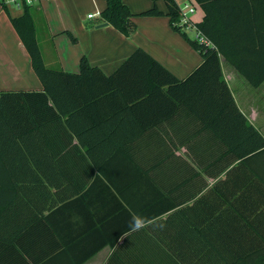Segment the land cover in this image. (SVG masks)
Returning <instances> with one entry per match:
<instances>
[{
	"label": "crops",
	"instance_id": "crops-1",
	"mask_svg": "<svg viewBox=\"0 0 264 264\" xmlns=\"http://www.w3.org/2000/svg\"><path fill=\"white\" fill-rule=\"evenodd\" d=\"M175 1L180 7L187 0ZM124 2L137 14L130 36L102 21L105 0L34 4L45 65L79 73L85 55L91 65L110 75L137 47L180 80L201 64L199 51L170 27L169 16L138 14L154 4L166 13L163 0ZM195 3L192 18L198 24L204 12ZM8 10L12 17L21 13ZM89 13L92 18L86 16ZM219 62L235 104L264 141V81L251 87L222 56ZM42 91L29 54L0 5V92L10 93L0 97V109L6 114L0 117V133L5 136L0 149L5 157L27 160L0 171V264L183 260L190 256L183 253L188 244L172 242L168 236L188 217L198 228H206V248H212L214 258L237 259L255 253L260 242L263 247L264 146L253 148L260 143L255 134L243 130L219 140L181 106L169 116L171 103L157 94L135 114L107 122L108 145L89 150L109 155L106 176L95 179L97 170L91 172L89 165L81 163V155L87 152L64 147L69 141L77 143V136L71 133L70 137L66 117L55 116ZM33 119L43 137L25 143L40 141L46 148L8 151L15 144L11 133ZM148 120L156 122L145 127ZM72 123L81 127V121ZM130 137L135 138L132 143ZM128 152L134 161L123 156ZM155 213L160 215L153 220L143 218ZM134 217L142 219L140 230L129 226Z\"/></svg>",
	"mask_w": 264,
	"mask_h": 264
},
{
	"label": "trees",
	"instance_id": "trees-1",
	"mask_svg": "<svg viewBox=\"0 0 264 264\" xmlns=\"http://www.w3.org/2000/svg\"><path fill=\"white\" fill-rule=\"evenodd\" d=\"M105 1L106 6L100 12L102 21L125 36H130L136 27L133 17L137 14L129 10L124 0ZM163 1L166 4V13L154 4L138 14L146 17L169 16L170 27L199 51L202 56L201 64L182 80L177 79L139 47L110 75H106L98 66L91 65L85 55L79 61V73L48 68L38 43L33 5H25L23 11L14 17L10 16L9 10L3 5L14 30L29 54L31 68L43 86L41 94L47 104L48 100L52 102L49 109L53 110L58 118L66 117L70 137L72 138L71 133L77 136V143L69 141L64 147L83 149L85 153L87 152L81 155V163L89 165L91 172L97 170L95 179L106 176L105 163L109 155L93 154L89 150L108 145L110 136L107 133V122L115 121L120 116L126 117L125 114H135L157 94L163 96L168 104L171 103L169 116L175 108L181 106L188 110L201 126L211 130L219 140L225 141L244 130L252 132L260 139V143L254 145V149L264 146L260 134L248 124L246 117L235 104L219 62L222 56L251 87H258L263 83L264 0H195L204 12L203 19L196 24L197 28L201 29L212 46L199 44L182 32L176 25L180 14L176 1ZM69 36L76 42L71 33ZM4 94L10 93L0 92V97ZM14 110L17 111L15 108ZM1 116L5 117L6 114L0 109ZM29 116L33 117L30 113ZM75 121H81L79 129L73 125L72 122ZM155 122L148 120L145 127ZM41 133L35 119L31 123L28 121L18 131L11 133L15 144L9 147L8 151L22 152L46 148L47 145H42L40 141L39 144L30 146L25 143L26 140H33L36 137L41 139L43 137ZM3 137L5 136L1 132L0 139ZM18 139L23 142L19 143ZM128 139L129 143H132V139L135 138ZM253 148L251 150H254ZM123 156L130 162L134 161L132 153H123ZM19 161L5 157L0 149V171L17 166ZM158 215L160 214L155 213L143 218L153 220ZM194 223L188 217L181 228L174 229L169 234L168 239L172 242L177 240L188 245L196 242L200 245L184 246L183 253L188 252L190 256H184L183 260L160 264H264V240L263 247L260 242L258 250L252 255L237 259L214 258L210 253L212 248H206L208 241L206 228H198ZM110 242L114 244V239ZM213 248L216 252V248ZM171 249L176 252L174 246Z\"/></svg>",
	"mask_w": 264,
	"mask_h": 264
},
{
	"label": "built area",
	"instance_id": "built-area-1",
	"mask_svg": "<svg viewBox=\"0 0 264 264\" xmlns=\"http://www.w3.org/2000/svg\"><path fill=\"white\" fill-rule=\"evenodd\" d=\"M42 0H0V5H3L7 9H15L19 12L23 11L25 5H34L41 2ZM195 6L191 1H186L182 6L179 7V20L176 25L183 32H185L188 37L192 40L197 41L199 44L205 46H212L210 40L203 34L201 29L197 28L196 23L192 19V15L195 12ZM88 18H92L93 14L89 13L86 15ZM193 34V35H192Z\"/></svg>",
	"mask_w": 264,
	"mask_h": 264
},
{
	"label": "clouds",
	"instance_id": "clouds-1",
	"mask_svg": "<svg viewBox=\"0 0 264 264\" xmlns=\"http://www.w3.org/2000/svg\"><path fill=\"white\" fill-rule=\"evenodd\" d=\"M129 226L133 231L140 230L142 227V219L140 217H134L129 222Z\"/></svg>",
	"mask_w": 264,
	"mask_h": 264
},
{
	"label": "rangeland",
	"instance_id": "rangeland-1",
	"mask_svg": "<svg viewBox=\"0 0 264 264\" xmlns=\"http://www.w3.org/2000/svg\"><path fill=\"white\" fill-rule=\"evenodd\" d=\"M186 1V0H185ZM187 1H191L193 4H194V6H195V8H197V4L195 3V1L194 0H187ZM33 9H34V7H32ZM10 10H15V9H10ZM196 10V9H195ZM17 11V10H16ZM18 12V11H17ZM193 19V18H192ZM194 21V20H193ZM193 35V34H192Z\"/></svg>",
	"mask_w": 264,
	"mask_h": 264
}]
</instances>
